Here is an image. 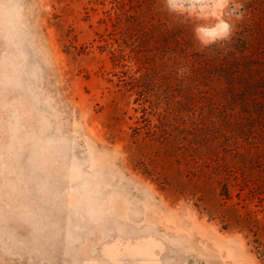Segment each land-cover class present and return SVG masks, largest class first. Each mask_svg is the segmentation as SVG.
<instances>
[{"label": "rangeland", "instance_id": "374dc122", "mask_svg": "<svg viewBox=\"0 0 264 264\" xmlns=\"http://www.w3.org/2000/svg\"><path fill=\"white\" fill-rule=\"evenodd\" d=\"M240 2L247 58L194 7L0 0V264H264V0Z\"/></svg>", "mask_w": 264, "mask_h": 264}, {"label": "clouds", "instance_id": "9594fccd", "mask_svg": "<svg viewBox=\"0 0 264 264\" xmlns=\"http://www.w3.org/2000/svg\"><path fill=\"white\" fill-rule=\"evenodd\" d=\"M169 13L184 16L195 8L198 21L194 27L196 39L202 48H208L218 42L227 41L235 23L243 19V4L240 0H164Z\"/></svg>", "mask_w": 264, "mask_h": 264}, {"label": "trees", "instance_id": "16d2710c", "mask_svg": "<svg viewBox=\"0 0 264 264\" xmlns=\"http://www.w3.org/2000/svg\"><path fill=\"white\" fill-rule=\"evenodd\" d=\"M251 29L248 28L247 26H245L244 28H242L241 30L238 31V36H234L230 41H227L224 45L225 51H229L231 53H234L235 51V55L236 53L238 54V56H241L242 58H247L246 56V51L250 50L251 47V43L246 42V39H248V37L250 35H252V32H250ZM263 32H264V28H263ZM238 40V43L235 42V40ZM235 42V43H234ZM223 51V52H225ZM251 51V50H250ZM227 53V52H226ZM240 53V54H239ZM238 56H235V60H233V62L231 63V67L229 68V72H226L225 78L231 81H235V79L237 78V75L242 74V70L243 69H248L249 67L247 65H242V62H240V60L242 58H239ZM249 60V58H248ZM252 69V68H249Z\"/></svg>", "mask_w": 264, "mask_h": 264}, {"label": "bare ground", "instance_id": "6f19581e", "mask_svg": "<svg viewBox=\"0 0 264 264\" xmlns=\"http://www.w3.org/2000/svg\"><path fill=\"white\" fill-rule=\"evenodd\" d=\"M235 247V246H234Z\"/></svg>", "mask_w": 264, "mask_h": 264}]
</instances>
